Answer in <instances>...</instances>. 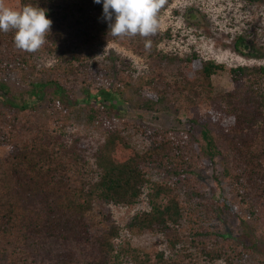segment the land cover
Here are the masks:
<instances>
[{
	"label": "trees",
	"instance_id": "trees-1",
	"mask_svg": "<svg viewBox=\"0 0 264 264\" xmlns=\"http://www.w3.org/2000/svg\"><path fill=\"white\" fill-rule=\"evenodd\" d=\"M172 2L159 10L158 21ZM28 4L45 9L53 23L35 53L15 47L14 31H0V102L7 109L0 116V145H9L11 157L0 264H111L120 228L104 205H134L147 184L149 210L128 219L125 229L175 237L154 263L136 258L133 264H237L251 252L260 253L264 264V67L230 68L231 89L216 92L212 77L224 70L222 64L196 53L163 52L158 46L169 35L159 29L148 38L111 36L103 0H21L20 10ZM111 42L143 56L147 73L118 75L114 83L104 78L106 67L96 59ZM243 45L239 37L234 48L242 52ZM44 55L54 64L39 65ZM126 106L182 110L204 124L198 137L192 129L141 124L136 130L146 145L139 150L117 127L118 121L126 124ZM76 112L102 135L92 153L98 176L91 180L83 176L88 163L79 142L68 145L49 129V119L65 126ZM216 156L223 157L225 209L234 207L239 219L248 220L246 235L213 231V219L194 217L180 198L177 186L203 181ZM152 171L163 179L152 182Z\"/></svg>",
	"mask_w": 264,
	"mask_h": 264
},
{
	"label": "rangeland",
	"instance_id": "rangeland-1",
	"mask_svg": "<svg viewBox=\"0 0 264 264\" xmlns=\"http://www.w3.org/2000/svg\"><path fill=\"white\" fill-rule=\"evenodd\" d=\"M20 5L21 0H5V6L14 10L19 11ZM158 22L159 31L169 35L158 46L163 52L179 56L196 53L204 60H212L224 66L223 71H219L212 77L216 92L231 89L230 68L242 65L264 67V0H173ZM239 37H243L245 42V45L241 47L242 52H237L234 48L235 41ZM3 51L4 48L0 43V53ZM96 61L98 67H106L107 76L104 78H108V81L112 83L118 75L127 74L138 77L148 71L143 56L132 51L130 47L112 42L100 51ZM38 63L49 67L54 64V59L44 55ZM125 64H128L129 68ZM15 79V76L7 78L9 82H14ZM94 85L100 84L95 82ZM76 96L81 100L85 98L80 90H77ZM6 111L5 106L0 102V116ZM206 111L207 108L204 105L199 108L200 114ZM71 117L70 122L65 126H61V123H57L55 119H49V129L61 135L68 145L75 140L79 142L84 152L85 163H88L83 169V176L90 180L94 179L98 176V172L93 165L92 153L101 142L102 135L85 124L81 112H76ZM192 117L182 110L177 113L168 110L145 112L126 106L122 117L126 124L118 121L117 127L123 130L133 147L142 150L146 141L136 130L137 126L143 124L156 128L192 129L194 135L198 137L204 121H200L197 125L192 122ZM213 160L203 181L177 186L180 198L192 211L194 217L201 215L202 222L213 219V223L210 222L214 226L213 231L231 233L235 236L246 235L250 226L248 220L245 221L244 217L242 220L239 219L234 207H231L232 211L229 212L224 206L229 204V200L226 196L227 186L222 178L223 157L216 156ZM10 162L9 145H0V216L6 211L11 201L8 188ZM149 176L152 182L163 179V174L157 171L150 172ZM150 192V184H147L142 197L134 205H104L120 228L119 236L114 240L115 249L111 255V264H133L136 258L154 263L157 254L168 248V239L175 237L172 232L137 233L125 229L128 219L137 213L149 210L148 194ZM183 224H186L185 220ZM242 258L241 263L237 261L236 263L260 264L263 260L258 252L245 254ZM215 264L224 263L218 261Z\"/></svg>",
	"mask_w": 264,
	"mask_h": 264
},
{
	"label": "clouds",
	"instance_id": "clouds-1",
	"mask_svg": "<svg viewBox=\"0 0 264 264\" xmlns=\"http://www.w3.org/2000/svg\"><path fill=\"white\" fill-rule=\"evenodd\" d=\"M167 0H103L104 19L109 22V34L113 37L148 38L159 28L158 12ZM101 3V0H95ZM113 13L115 19L113 22ZM52 21L45 9L25 5L22 10L5 6L0 0V31H14V44L18 50L35 53L46 43ZM151 41L146 40L145 47Z\"/></svg>",
	"mask_w": 264,
	"mask_h": 264
}]
</instances>
